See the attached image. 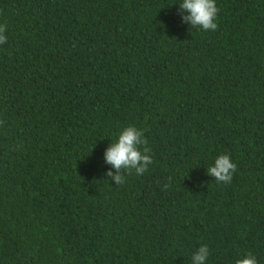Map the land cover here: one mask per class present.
Segmentation results:
<instances>
[{
	"label": "trees",
	"instance_id": "16d2710c",
	"mask_svg": "<svg viewBox=\"0 0 264 264\" xmlns=\"http://www.w3.org/2000/svg\"><path fill=\"white\" fill-rule=\"evenodd\" d=\"M179 2L0 0V264H264V0H216L215 31ZM128 125L152 164L115 185Z\"/></svg>",
	"mask_w": 264,
	"mask_h": 264
},
{
	"label": "clouds",
	"instance_id": "9594fccd",
	"mask_svg": "<svg viewBox=\"0 0 264 264\" xmlns=\"http://www.w3.org/2000/svg\"><path fill=\"white\" fill-rule=\"evenodd\" d=\"M181 23L201 31H215L218 9L216 0H180L177 5ZM6 27L0 24V44L6 41ZM103 161L109 165L105 175L115 183L125 182V175L134 171L141 175L152 164L150 149L146 146L144 132L134 125H128L119 130L114 142H111L103 152ZM236 165L229 155L219 154L207 167V175L217 183L228 184L232 181ZM122 173V174H121ZM210 250L201 244L190 257V264H208ZM235 264H258L257 258L251 252L240 255Z\"/></svg>",
	"mask_w": 264,
	"mask_h": 264
}]
</instances>
